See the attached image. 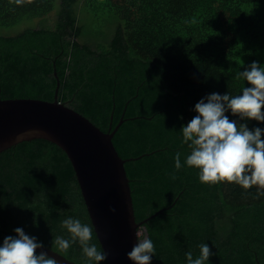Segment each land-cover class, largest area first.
<instances>
[{
  "label": "trees",
  "instance_id": "1",
  "mask_svg": "<svg viewBox=\"0 0 264 264\" xmlns=\"http://www.w3.org/2000/svg\"><path fill=\"white\" fill-rule=\"evenodd\" d=\"M83 1L114 25L107 45L81 41L99 39L77 13ZM34 20L35 28L0 35V100L58 95L105 133L124 121L113 143L132 160L125 167L137 222L164 211L142 228L141 239L155 246L151 264H186L185 253L195 258L202 243L215 253L210 264H264L257 186L201 183L194 168L175 172L173 160L190 151L179 130L196 115L194 105L212 92L240 94L249 86L235 78L243 64H264V0H0V30ZM69 216L92 224L61 148L34 140L0 154V243L20 227L84 264L79 244L66 253L51 246L68 235L61 222ZM94 242L102 248L95 229Z\"/></svg>",
  "mask_w": 264,
  "mask_h": 264
},
{
  "label": "clouds",
  "instance_id": "2",
  "mask_svg": "<svg viewBox=\"0 0 264 264\" xmlns=\"http://www.w3.org/2000/svg\"><path fill=\"white\" fill-rule=\"evenodd\" d=\"M242 68L235 78L249 86H243L240 94L212 92L194 105L192 111L196 115L179 130L182 144L190 151L183 162L179 151L174 154V169H196L201 183L227 181L245 190L257 186V195L264 196V127L249 128L247 123L254 120L264 124V64L252 61ZM175 172L171 174L173 180ZM61 227L68 235H56L51 240L56 250L66 253L79 244L84 264H102L107 260V253L94 242L92 224L69 216ZM14 233L0 243V264H56L46 252L37 251L44 248L37 236L26 234L20 227ZM198 247L199 255L195 258L191 251L185 253L186 264H210L215 253L207 243ZM127 255L134 264H151L155 256L152 239H139Z\"/></svg>",
  "mask_w": 264,
  "mask_h": 264
},
{
  "label": "water",
  "instance_id": "3",
  "mask_svg": "<svg viewBox=\"0 0 264 264\" xmlns=\"http://www.w3.org/2000/svg\"><path fill=\"white\" fill-rule=\"evenodd\" d=\"M60 84H58V89ZM124 121L109 133L58 100H0V154L24 142L44 140L61 148L74 168L80 189L109 264H134L128 253L137 244L143 226L160 211L138 223L132 189L113 139ZM114 209V211H113ZM58 264H75L44 247Z\"/></svg>",
  "mask_w": 264,
  "mask_h": 264
},
{
  "label": "rangeland",
  "instance_id": "4",
  "mask_svg": "<svg viewBox=\"0 0 264 264\" xmlns=\"http://www.w3.org/2000/svg\"><path fill=\"white\" fill-rule=\"evenodd\" d=\"M86 2L83 1L77 6V13L79 16L83 17L82 22H84L85 29L88 31V34L94 35L95 37L99 38L96 40V38H91L90 36H85V38H82L81 41L83 42H89L93 45H99V44H105L107 45L111 38L113 37V34L115 32L114 25L108 26L105 22L108 18V15H105L103 12H99L98 14H93L92 12L89 13V10H86ZM90 9V8H89ZM59 10V8H58ZM37 21H24L18 26H15L13 28H1L0 35L4 36H16L17 34H20L21 32H24L28 28H35L37 27ZM253 29L254 26H253ZM250 30V29H249ZM257 37L261 36L260 34H256ZM250 40L253 39V36L248 37ZM258 43V42H257ZM256 44V43H255ZM143 233H140V238L142 237Z\"/></svg>",
  "mask_w": 264,
  "mask_h": 264
}]
</instances>
